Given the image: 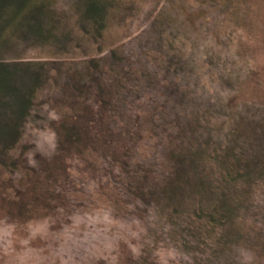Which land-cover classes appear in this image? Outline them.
<instances>
[{
    "label": "trees",
    "instance_id": "1",
    "mask_svg": "<svg viewBox=\"0 0 264 264\" xmlns=\"http://www.w3.org/2000/svg\"><path fill=\"white\" fill-rule=\"evenodd\" d=\"M79 1H69L74 26L54 31L37 19L64 24L51 0H0V172L30 178L1 195L36 198L55 166L35 160L33 170L24 136L53 128L65 157L112 158L101 185L115 222H126L127 247L172 248L170 263L156 255L160 264H264V60L255 54L262 41L245 30L251 0H140L150 5L131 58L121 44L77 60L89 35L98 40L145 7L96 0L82 14ZM253 15L264 25V7ZM41 46L57 55L19 56Z\"/></svg>",
    "mask_w": 264,
    "mask_h": 264
},
{
    "label": "rangeland",
    "instance_id": "2",
    "mask_svg": "<svg viewBox=\"0 0 264 264\" xmlns=\"http://www.w3.org/2000/svg\"><path fill=\"white\" fill-rule=\"evenodd\" d=\"M65 1L51 0L52 7L64 17V24L61 19L37 16L39 20L44 19L43 26H48V29L54 31L60 30L63 26L65 30L74 26L73 22H77L79 14L71 7L77 0L73 2L67 0V3ZM94 1L96 0L79 1L77 5L80 12L84 14L85 5L87 11ZM154 1L150 0L151 3ZM251 4L253 5L250 14L252 18L246 21L245 30L248 32L252 30L262 41V49L255 53L262 61L264 60V35L258 31L264 25L256 22L253 14L257 9L261 10V7H264V0H251ZM138 5L141 10L145 5L143 13H140L141 16H134L137 18L128 16V21L120 25H105L100 29V36H97L99 41L93 39L91 35L84 40L83 44L88 48L89 53H86L82 46H76L78 53L75 55L73 52L72 56L78 58L77 60L93 57L106 58L110 55L113 46L125 44L126 56L131 58L132 46L129 42L134 38L138 39L141 31L140 19L142 16L144 18L145 10L150 3L140 1ZM42 12L48 15L46 11ZM32 21L29 23H33ZM125 28L130 31L127 37H125ZM100 42H104V47ZM29 43L34 42L29 41ZM52 52L41 46L29 52L21 50L19 56L52 59L57 55ZM45 96L46 92H42L41 97ZM27 133L24 139L32 142L27 147L25 156L32 169L38 167L35 160L43 163L52 161L55 167L41 174L44 185L35 193L36 198L30 192L22 198L13 197L14 192L11 195L9 192L4 195L0 193V264H137L135 260H144L146 257L144 264H160L156 257L159 252L165 259V263L171 262L174 258L172 248L165 251L156 250L155 255L151 254L154 250L141 255L138 243H136L137 246L127 247V237L124 236L126 222H115L114 200L107 197L108 190L101 185L110 177V164H112L110 156L104 158L97 156L96 152L88 151L84 156L75 154L65 157L66 152L57 151V136L53 128L37 129L34 133L32 132L33 138L32 135L28 137ZM114 169L116 172L114 176H116L118 170ZM103 173L108 175L105 179L102 177ZM23 177L30 180L29 176L23 173L12 176L8 172H0V190L10 185L14 178L12 185L17 187ZM26 187L28 188L25 186L23 190H26ZM20 200L30 203L24 208ZM116 225L117 229H115ZM129 236L132 238V234Z\"/></svg>",
    "mask_w": 264,
    "mask_h": 264
}]
</instances>
